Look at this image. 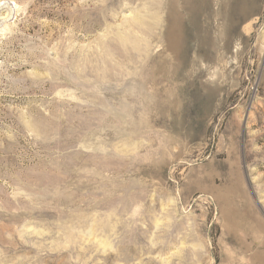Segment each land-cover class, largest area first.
<instances>
[{"label":"rangeland","instance_id":"obj_1","mask_svg":"<svg viewBox=\"0 0 264 264\" xmlns=\"http://www.w3.org/2000/svg\"><path fill=\"white\" fill-rule=\"evenodd\" d=\"M0 264H264V0H0Z\"/></svg>","mask_w":264,"mask_h":264},{"label":"bare ground","instance_id":"obj_2","mask_svg":"<svg viewBox=\"0 0 264 264\" xmlns=\"http://www.w3.org/2000/svg\"><path fill=\"white\" fill-rule=\"evenodd\" d=\"M230 191H232V192H235V190H230ZM231 192V193H232ZM224 199H226L225 197H223ZM227 200V199H226ZM226 200H225V202H226ZM234 213V210H230V212H227V213ZM222 216V215H221ZM224 216H226V212H224ZM256 261L258 262V263H261V262H263V260L261 259V257L260 256H257L256 258Z\"/></svg>","mask_w":264,"mask_h":264}]
</instances>
